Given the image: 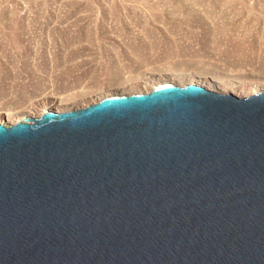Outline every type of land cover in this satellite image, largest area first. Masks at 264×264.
<instances>
[{
	"label": "water",
	"instance_id": "95a60500",
	"mask_svg": "<svg viewBox=\"0 0 264 264\" xmlns=\"http://www.w3.org/2000/svg\"><path fill=\"white\" fill-rule=\"evenodd\" d=\"M0 264H264V93L165 84L0 124Z\"/></svg>",
	"mask_w": 264,
	"mask_h": 264
},
{
	"label": "rangeland",
	"instance_id": "374dc122",
	"mask_svg": "<svg viewBox=\"0 0 264 264\" xmlns=\"http://www.w3.org/2000/svg\"><path fill=\"white\" fill-rule=\"evenodd\" d=\"M160 84L264 93V0H0V124Z\"/></svg>",
	"mask_w": 264,
	"mask_h": 264
},
{
	"label": "bare ground",
	"instance_id": "6f19581e",
	"mask_svg": "<svg viewBox=\"0 0 264 264\" xmlns=\"http://www.w3.org/2000/svg\"><path fill=\"white\" fill-rule=\"evenodd\" d=\"M163 85H165V84H160V85H158V86H156V87H160V86H163Z\"/></svg>",
	"mask_w": 264,
	"mask_h": 264
}]
</instances>
